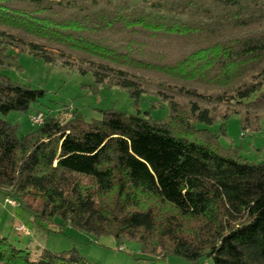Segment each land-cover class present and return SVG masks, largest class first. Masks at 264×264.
<instances>
[{"label": "trees", "instance_id": "1", "mask_svg": "<svg viewBox=\"0 0 264 264\" xmlns=\"http://www.w3.org/2000/svg\"><path fill=\"white\" fill-rule=\"evenodd\" d=\"M22 53L90 73L95 89L119 87L136 104L163 96L171 115L46 114L19 138L4 117L31 113L47 92L0 73L5 199L38 226L60 219L119 246L135 241L153 261L264 264V161L195 128L237 114L243 134L260 130L264 0H0V66ZM31 256L0 234V264H88L75 249Z\"/></svg>", "mask_w": 264, "mask_h": 264}, {"label": "rangeland", "instance_id": "2", "mask_svg": "<svg viewBox=\"0 0 264 264\" xmlns=\"http://www.w3.org/2000/svg\"><path fill=\"white\" fill-rule=\"evenodd\" d=\"M10 52L14 53L12 50ZM15 82L33 89L47 92L29 114L13 112L4 119L17 126L19 138L26 136L36 128L31 116L51 114L62 120L69 119L72 112H77L86 121L101 119L103 111L120 110L127 114L149 117L155 121H165L171 115L170 107L163 96L144 95L138 104L130 98L129 93L119 87L94 88L92 74H81L61 65H51L42 59H36L30 53H22L16 66L4 69ZM218 113L227 108L218 107ZM224 125L225 133H221ZM197 131L211 132L219 135V146L224 150L239 148L240 155L248 162L264 161V116L258 132L243 134L242 118L232 114L227 121L218 118L212 126L197 122ZM24 225L30 235L16 232L15 228ZM0 234L10 238L11 242L23 248H30L32 259L37 260L47 249L52 252L77 250L88 264H190L183 258L170 256L158 261L150 260L142 254L141 246L135 241H125L122 245L112 237H97L93 234L65 225L60 219L38 226L27 211L13 209L5 202L0 193ZM149 259V260H148Z\"/></svg>", "mask_w": 264, "mask_h": 264}, {"label": "built area", "instance_id": "3", "mask_svg": "<svg viewBox=\"0 0 264 264\" xmlns=\"http://www.w3.org/2000/svg\"><path fill=\"white\" fill-rule=\"evenodd\" d=\"M31 121L36 125V126H40L43 124L44 122V116L42 114H37V115H32L31 116ZM5 202L8 206H10L13 209H18L21 207V204L12 199V198H6ZM16 232L21 233V234H26V235H30V231L24 226V225H19L15 228Z\"/></svg>", "mask_w": 264, "mask_h": 264}]
</instances>
